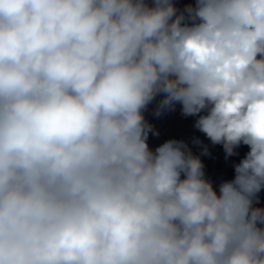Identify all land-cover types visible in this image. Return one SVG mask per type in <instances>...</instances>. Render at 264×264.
Returning a JSON list of instances; mask_svg holds the SVG:
<instances>
[{"label":"clouds","instance_id":"clouds-1","mask_svg":"<svg viewBox=\"0 0 264 264\" xmlns=\"http://www.w3.org/2000/svg\"><path fill=\"white\" fill-rule=\"evenodd\" d=\"M262 191L264 0H0V264H264Z\"/></svg>","mask_w":264,"mask_h":264}]
</instances>
